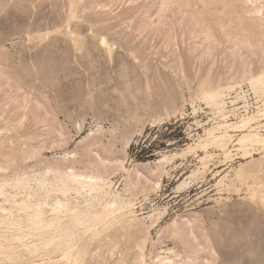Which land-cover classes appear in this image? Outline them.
Masks as SVG:
<instances>
[{
  "label": "rangeland",
  "instance_id": "rangeland-1",
  "mask_svg": "<svg viewBox=\"0 0 264 264\" xmlns=\"http://www.w3.org/2000/svg\"><path fill=\"white\" fill-rule=\"evenodd\" d=\"M259 78L264 0H0V264H264Z\"/></svg>",
  "mask_w": 264,
  "mask_h": 264
},
{
  "label": "bare ground",
  "instance_id": "bare-ground-1",
  "mask_svg": "<svg viewBox=\"0 0 264 264\" xmlns=\"http://www.w3.org/2000/svg\"><path fill=\"white\" fill-rule=\"evenodd\" d=\"M258 81L260 82V84L262 86H264V80L262 78H259ZM218 97H219V95H217V94H211V95H209V98L210 99H215V98H218ZM253 120H254V117L253 118H250L249 117L247 119H244L241 122L242 124L240 126H236V125L232 124V125H227L226 127L233 128V129H243V130H245V129L249 128V126L251 125V123L253 122ZM212 132L213 131H211L210 134H212ZM226 138L232 139V137L228 134V132L224 133L221 136H215V141L216 142H220L221 144H225ZM98 142H99V139H98ZM238 142L242 145V147H244L246 144L254 145V144L264 143V140L260 137V135H259L258 132H256L254 129H252L249 133L244 134L239 139ZM91 143L93 144V142H91ZM160 161H164V160H161L160 159ZM73 178L76 179L77 176L75 174H73ZM128 228H129V226H128ZM123 230H125V228ZM67 258H68L67 255H65V259L66 260H67Z\"/></svg>",
  "mask_w": 264,
  "mask_h": 264
}]
</instances>
